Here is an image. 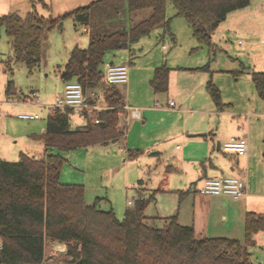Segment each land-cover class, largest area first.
Returning <instances> with one entry per match:
<instances>
[{"label":"trees","instance_id":"obj_1","mask_svg":"<svg viewBox=\"0 0 264 264\" xmlns=\"http://www.w3.org/2000/svg\"><path fill=\"white\" fill-rule=\"evenodd\" d=\"M33 8L25 15L10 11L0 15L11 39L14 60L29 69L37 66L42 56L46 33L61 28L64 19L72 17L89 26L86 47L76 45L61 78L76 79L85 91L104 84L102 64L109 49L130 48L141 37L158 26L169 29L167 1L176 15L191 25L193 35L215 50L213 33L227 14L247 6L251 0H91L57 16H45ZM148 9L149 15L136 22L134 13ZM9 66V65H8ZM207 65L201 67L205 68ZM242 69L232 70L234 76ZM258 95L264 100V70L252 71ZM155 92L169 86V67L159 66L151 81ZM12 79L7 92L14 91ZM103 102L107 108L97 111L99 123L87 118L84 126L72 127L71 107L53 106L46 117V129L32 134L42 140L45 153L36 157L21 151L15 161L0 158V264H257L250 247L255 234L264 230V213L248 211L244 240L228 236H197L194 227L181 223L176 214L148 216L145 208L150 196L142 194L133 207L119 218L113 208L101 209L97 201L88 203L85 185L60 180L65 158L52 152L53 147L71 150L96 143L120 141L124 130L118 125V112L124 104L117 84L104 85ZM207 89L218 108L225 107L221 91L212 81ZM139 148H127V156L136 158ZM143 180L139 179L138 183ZM66 244L67 256L62 262H45L46 239Z\"/></svg>","mask_w":264,"mask_h":264},{"label":"crops","instance_id":"obj_2","mask_svg":"<svg viewBox=\"0 0 264 264\" xmlns=\"http://www.w3.org/2000/svg\"><path fill=\"white\" fill-rule=\"evenodd\" d=\"M251 3L243 8L229 12L220 23L213 33L215 50L220 46L219 40L230 38L233 29L238 30L239 26H243L244 24L248 26V14ZM11 6H13L11 0H0V15L10 12ZM253 10L263 12L264 5L257 4L253 6ZM232 16L239 19V21L243 19L244 22L241 21L237 25H229L228 21ZM258 24L261 25L259 28L262 30V24L260 22ZM81 25L82 30L88 34L89 42L90 28L86 24ZM188 25L190 27V30L188 28L189 39L181 43L180 50H174L172 46L169 47V43L166 41L164 43L165 34L170 33V31L165 30L162 26L153 29L149 34L135 42L139 50H146L148 48L146 43L163 40L161 48H159V52L162 51V53H159L157 57L151 59L145 65L135 61L133 62L134 64L128 67V80L124 86H141L142 89L145 87V92H143L145 96L140 98L144 102L139 105L142 106L140 110L139 107L133 108L134 100L130 94L127 95L126 99L123 97L124 104L118 112V125L123 128L124 136L122 140L112 143L119 145L125 141L124 146L120 147L126 153L127 148H137L128 147L129 144L138 145L137 141L132 140L135 137L131 135L138 130L144 133L142 129L143 125L150 121L155 123V130L158 133L156 139L148 143L147 146L160 147L164 143L169 145L180 137L184 138L186 144L184 147L185 157H191L189 159L197 163L192 172H186L184 183H181V185L151 187L147 186L145 179L140 178L143 182L138 184L137 191L144 197L150 196L151 199H154V202L158 205L159 212L167 208L165 212L170 215L176 214L181 223L192 225L195 234L199 237L228 236L244 240L246 213L248 211L259 212L253 210L254 199L264 197V121H261L259 118L262 113L257 110L259 107L256 106V96L252 84L247 80L242 82V77L245 74H251L252 78V71L259 70L256 69L258 61L263 68L264 36L259 35L257 39L250 37V34L253 32L252 25L247 27L245 29L246 33H249L247 34L248 36L250 35L248 49L242 51L234 49L236 53L234 56H231L234 59L233 67H220L211 63L215 50L211 52L205 43L198 42L193 35L191 25L189 23ZM152 33L154 36H152ZM172 38L177 44L180 42L178 35ZM133 44L130 48H127V53H122L118 57L119 60L116 59L117 63L127 64V60L132 62V59L137 56L135 52L136 46L133 47ZM82 47L86 46L82 44ZM257 53H261L258 56L259 58L256 56ZM106 60L116 62L113 58ZM162 65L169 67V86L166 91L155 92L151 81L155 75V69ZM205 65L207 67L201 68ZM238 69H242V72L234 76L232 70ZM219 73L220 75L222 73H229L233 77V82L229 84L230 92L228 96L225 95L222 89L223 85L217 79V74ZM209 81H212L219 87L222 101L226 104L225 107L218 108L214 103L207 89ZM104 85L102 84L92 90H101ZM63 87L56 95L62 93ZM149 87L153 89V92L148 90ZM103 97L100 103L103 108H107V105L103 102ZM159 98L163 100L160 107L158 105ZM151 100H153V103H151ZM171 100H174L173 105L170 104ZM237 103H240L241 106L239 109L240 114L246 117L245 123H241L242 121L231 122L230 119L223 120L224 115L237 114L238 109L236 106L233 107ZM53 106H55V102L54 104H49L50 109ZM134 109L138 111L137 114H134ZM154 114H158V117L154 116L156 120L153 118ZM216 116L219 120L218 126L215 125ZM190 120L192 121L189 126L188 122ZM223 125L224 127L222 128ZM215 126L217 127L215 128ZM221 130L223 132L227 130L230 136H245L248 139V152L244 154L242 159L235 157L239 156V154L225 151L222 148V142L225 140H220ZM207 134H212L213 140H217L216 149L221 150L225 154L224 157L219 156V154L211 150V142L206 138ZM193 144H197L199 147H195ZM175 146L179 148L178 144ZM190 152H194L195 155H191ZM165 170L167 172L184 171V168L173 163H168L165 165ZM216 175H236L242 177L246 182V193L240 198H233L227 194L200 193L198 183L201 182L202 184L206 177ZM149 189L150 192L147 196ZM262 231L264 230H260L255 234L256 242H259L258 240L260 239L264 240V234H261ZM48 244L50 246L49 250H47ZM54 247L62 249L61 251H65L66 254L67 246L64 242L47 238L45 243L46 263L62 262L67 256L66 254L62 260L58 259V253L54 250Z\"/></svg>","mask_w":264,"mask_h":264},{"label":"rangeland","instance_id":"obj_3","mask_svg":"<svg viewBox=\"0 0 264 264\" xmlns=\"http://www.w3.org/2000/svg\"><path fill=\"white\" fill-rule=\"evenodd\" d=\"M13 6L11 11H16L21 15L29 12L33 6L31 0H11ZM48 5L44 6L42 2H37L36 7L39 13L45 16H57L61 13L69 11L79 5L88 3L91 0H44ZM248 14V26L245 24L239 26V29H233V33L229 39L219 40V47L215 50L211 58V63L220 67H233L234 59L231 56L235 55L234 49L246 50L249 45V36L257 39L259 35L264 36V11L257 12L253 10V6L263 4L264 0H252ZM149 10L144 9L137 11L131 17L132 22H136L149 15ZM167 16L170 18L169 31L165 34V41L169 43V47L174 50H180L181 43L189 39L190 27L184 17L175 15V8L171 1H167ZM252 13V14H251ZM243 21L241 19L230 17V24H238ZM247 21V19H246ZM245 21V22H246ZM244 22V21H243ZM262 24V30L259 28ZM252 25V34L249 36L246 33V28ZM159 27V26H158ZM156 27V28H158ZM162 32V31H161ZM257 34H256V33ZM262 33V34H261ZM178 35L180 42L178 44L173 40V36ZM152 36L153 33H152ZM159 40V39H158ZM163 40L155 41L154 43H146V50H139L136 43L135 52L136 57L132 62L127 60V66L138 63H148L151 59L157 57L162 53L159 52ZM88 45V34L82 30V25L75 21L72 17H67L63 21L61 28H53L48 31L42 41V56L39 64L32 69L24 62H17L14 60V52L12 48L11 39L7 36L5 27L1 29L0 35V158L15 161L20 158L21 151L40 157L45 153V145L42 140L34 139L32 134H41L46 129V117L50 111L49 104H54L57 92L61 91L64 80L61 74L64 71L65 65L70 57L72 49L76 46ZM145 46V47H146ZM122 53H127V48L109 49L105 53V60L109 58L118 59ZM261 55L257 53L256 56ZM264 56V54H262ZM258 61V59H257ZM117 62V61H116ZM256 69L264 70V66H260L258 61ZM9 65V66H8ZM135 68V67H134ZM144 71V70H143ZM12 79L15 85V90L11 93L7 92V82ZM217 79L223 85V91L228 96L230 92L229 84L233 82V77L229 73L217 74ZM250 81L254 90L257 109L262 114L259 116L261 121H264V100L258 95L251 78V74H245L242 77V82ZM105 84V83H104ZM125 83L117 84L124 99L130 94L134 100L133 108L139 107L145 96V87L141 86L125 87ZM153 92L151 87L148 88ZM35 91L36 96L28 102L25 96ZM159 107L162 105L163 100L158 99ZM174 101V100H173ZM153 103V100H151ZM166 105V104H165ZM238 109L235 115H224L223 120L231 122L245 123L246 117L240 113V103L233 105ZM18 112L37 113L38 117L33 119H26L17 116ZM158 114H154L153 118L156 120ZM226 118V119H225ZM215 125L218 126L217 116L215 117ZM222 120V121H223ZM190 120L188 125L190 126ZM87 122V118L77 111L70 113V123L72 127L83 126ZM247 122V121H246ZM240 123V124H241ZM247 124V123H246ZM221 125V123H220ZM215 126V128L217 127ZM224 125L222 126V128ZM227 127V125H226ZM143 132L141 130L135 131L131 136L132 140L137 141L138 145L129 144L128 147L141 148L142 152L136 158H129L125 150L120 146L123 144L115 145L114 143L100 144L96 143L89 146L77 147L71 150L60 149L53 147L52 152L60 153L64 158L60 180L66 183H82L85 185V198L88 203L97 201V205L101 209L113 208L119 218L124 217L127 209L134 206L136 199L140 197L137 191L138 180L143 178L146 180L147 186L157 187L160 185H181L186 179V174L194 170L197 163L192 159L185 157L184 147L185 139L180 137L172 144H162L160 147L147 146L148 143L156 139V125L152 121L143 125ZM222 131V130H221ZM229 132L222 131L220 140H226L230 135ZM212 134H207L206 138L211 142V150L219 156L224 157L225 154L216 149L217 140H213ZM123 137L121 138V140ZM149 141V142H148ZM136 142V143H137ZM176 144L179 148H176ZM203 144V143H202ZM199 147L197 144H193ZM158 152V153H155ZM188 153V152H187ZM195 155L194 152H190ZM242 159L244 155L235 156ZM173 163L184 168V171L167 172L165 165ZM187 172V173H186ZM200 181V180H199ZM198 189L201 182L198 183ZM147 192V196L148 193ZM157 196V195H156ZM132 200V203H129ZM254 209L264 213V197L254 199ZM158 205L154 199H150L146 208L145 214L148 216H168L169 213L165 210H158ZM261 234H264L262 231ZM250 250L253 252V260L257 264H264V240L260 239ZM50 249L48 244L47 250ZM58 253V259H63L65 251L54 247Z\"/></svg>","mask_w":264,"mask_h":264},{"label":"built area","instance_id":"obj_4","mask_svg":"<svg viewBox=\"0 0 264 264\" xmlns=\"http://www.w3.org/2000/svg\"><path fill=\"white\" fill-rule=\"evenodd\" d=\"M103 80L105 85L125 83L128 80V66L124 63H117L111 60H105L102 64ZM103 90L85 91L81 82L76 79L64 81L62 93L55 97V106L61 108L71 107L81 115L89 118L92 123H99L97 111L102 109L100 101L103 97ZM25 96L24 100L30 102L32 97L36 96L35 91ZM170 104H174L171 100ZM137 114L136 109L133 110ZM1 113V110H0ZM17 116L26 119L37 118V113L18 112ZM222 148L225 151L235 152L244 155L248 152V139L245 136L231 135L222 142ZM199 192L203 194H227L233 198H240L246 193L245 180L236 175H216L206 177L199 187ZM132 203V200H129ZM26 264H42L38 262Z\"/></svg>","mask_w":264,"mask_h":264}]
</instances>
